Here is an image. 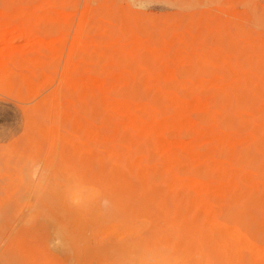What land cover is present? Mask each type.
<instances>
[{
	"label": "rangeland",
	"instance_id": "obj_1",
	"mask_svg": "<svg viewBox=\"0 0 264 264\" xmlns=\"http://www.w3.org/2000/svg\"><path fill=\"white\" fill-rule=\"evenodd\" d=\"M230 263L264 264V0H0V264Z\"/></svg>",
	"mask_w": 264,
	"mask_h": 264
},
{
	"label": "bare ground",
	"instance_id": "obj_2",
	"mask_svg": "<svg viewBox=\"0 0 264 264\" xmlns=\"http://www.w3.org/2000/svg\"><path fill=\"white\" fill-rule=\"evenodd\" d=\"M234 208V207H233ZM236 208V207H235ZM240 210V209H239ZM235 213L236 212H234V210H233V213H231L230 215H229V219L231 220V219H233V218H235L234 216H235ZM241 214V213H240ZM229 220V221H230ZM240 220H241V218H240ZM235 222H236V220H235ZM242 223H243V221H241ZM242 225H245V224H242ZM246 226V225H245ZM248 226V225H247ZM214 241H216V240H214ZM218 241V240H217ZM217 245H220L219 243L217 244ZM218 247H221V246H218ZM223 249V248H222ZM221 249V250H222ZM218 250H219V248H218ZM227 251V254H228V252H229V249H227L226 250ZM225 252V251H224ZM230 252H232V251H230ZM220 253V252H219ZM221 254V253H220ZM222 254H223V251H222ZM229 255V254H228ZM227 255V256H228ZM224 256H226V254H224ZM230 256H231V253H230ZM223 258V257H222ZM229 258H231V257H229ZM228 260V259H227ZM236 261V260H235ZM228 263V262H227ZM233 263V262H232ZM232 263H230V264H232ZM239 264V263H238Z\"/></svg>",
	"mask_w": 264,
	"mask_h": 264
}]
</instances>
